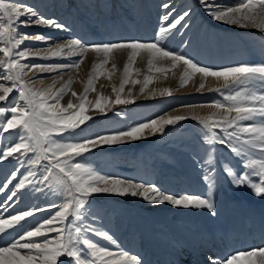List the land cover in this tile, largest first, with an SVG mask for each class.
<instances>
[{
  "label": "snow or ice",
  "instance_id": "obj_1",
  "mask_svg": "<svg viewBox=\"0 0 264 264\" xmlns=\"http://www.w3.org/2000/svg\"><path fill=\"white\" fill-rule=\"evenodd\" d=\"M200 2L206 14L215 21L264 32V0H239L236 5H224L219 0ZM162 7L168 11L162 17L164 23L159 29L158 38L152 41L85 44L79 39H69L64 43L58 42L55 47L48 45L47 48L33 50L31 47L22 48L21 45L30 39L47 42L51 37L42 33H22L19 31L21 27L38 25L66 30V26L54 19L40 16L34 8L16 0H0V102L8 100L14 90L18 93L13 106L0 104V116L11 113L10 117L0 118V136L10 131L16 132L14 143L0 147V162L9 157L18 162L11 179L0 185V192L8 189V185L19 174L20 167L28 165L4 203L13 201L17 191L24 189L26 185H31L33 190L49 189L59 197L58 201L48 206L57 208L55 213L10 240L0 241V264H65L64 260H60L61 257H65L70 264H142L137 255L99 242L106 240L112 245L116 244L108 232L98 229L93 223L95 217L90 213L91 205L87 199L93 194L140 196L152 203L167 202L184 209L206 208L214 214L211 191L215 186L213 176L216 172V149L213 147L206 149V158L201 164V167L206 166L205 180L209 188L207 197L187 193H165L155 184L136 183L125 178L102 175L78 159L97 147L147 138L146 132L153 136L157 133L164 135L167 126L177 125L189 118L197 121L206 130L205 145H223L239 158L242 171L236 170L230 164L224 165V171L231 182L236 186L250 187L257 197L264 196V64L212 68L198 64L183 53L164 47L162 38H167L172 30L179 31L178 26L188 27L186 18L190 16V12L184 11L173 16L175 9L168 3H164ZM169 17L172 19L169 20ZM125 50L129 53L128 62L124 66L119 89L113 87L115 101L100 95L94 104L89 102L87 96L94 90V80L101 75H107L110 79L116 65L112 64V72L109 73H105V66L114 53ZM88 52L102 56V60L93 65L95 75H89L84 93L78 95L75 91L71 92L78 103H73L72 100H69L66 106L60 103L63 96L71 91V78L59 89H55V81L48 88L37 89L30 85L42 84L43 78H34L31 81L24 79L32 71L59 72L62 76L66 74L65 70H78ZM141 54L147 55L149 74L155 72L166 76L168 72L183 66L180 87L186 86L197 74L204 81L209 77L217 82L222 81V89H210L217 92L220 99L206 104L185 105L207 107L214 111L207 116L193 114L191 117L164 114L126 130L84 140L55 139L92 119L86 114L89 109L103 113L112 103H134L133 99H122L121 93L131 79V70ZM65 57L79 59L69 63H23L29 58L48 60ZM163 61L169 63L164 65ZM151 82L152 77L146 75L140 89L141 94ZM131 83L135 85L141 82L131 79ZM204 87L205 83L201 82L197 91H202ZM165 94L171 96L172 92L170 89L160 92V95ZM17 153L19 155H15ZM30 153L34 155L29 156ZM45 161L46 163H43ZM37 167L39 171L35 170ZM43 210L33 208L6 218L0 217V237L6 230L21 225L27 217ZM49 233H55V236H50ZM9 236L12 234L9 233ZM213 264L217 262L214 261ZM218 264H264V247L233 253Z\"/></svg>",
  "mask_w": 264,
  "mask_h": 264
},
{
  "label": "rangeland",
  "instance_id": "obj_2",
  "mask_svg": "<svg viewBox=\"0 0 264 264\" xmlns=\"http://www.w3.org/2000/svg\"><path fill=\"white\" fill-rule=\"evenodd\" d=\"M16 2L34 8L40 16L46 19H54L56 22L64 24L66 30H69L71 33L68 34V38L59 39V41L79 39L85 44L130 40L152 41L157 39L159 29L164 23L162 17L168 11L164 9L162 5L168 3L175 9L173 16L179 15L184 11H189L190 16L186 18L188 27L181 28L178 26L179 31L172 30L167 38H162L164 47L183 53L198 64L212 68H223L242 64H264V32L260 30L246 31L227 26L225 27L206 14L200 0H16ZM223 2L221 1V3ZM225 2L228 5H232V0ZM33 19H35V17H33ZM171 19L172 17H169V20ZM183 23L184 22H182V24ZM50 30H53V28ZM64 37H67V35H64ZM33 48L37 49L38 47L34 46ZM128 55L129 53L127 50L118 51L113 54L109 63L105 66L104 71L105 73L112 72L113 63L116 65V70L111 75L110 79L107 75H101L94 80V90L90 91L87 96L89 102L94 104L100 95L115 101L116 94L113 91V87L117 89L120 87L124 75V66L128 62ZM77 59H79V57H68L67 59L59 58L52 61L43 59L40 60V62L32 61L29 64L69 63ZM101 60L102 56L98 57L97 54L93 52H88L86 54L81 68H79L81 70L78 69V74L76 72L77 75L72 83L75 84L73 91L78 95L84 93L89 75H95L93 73V65L100 63ZM221 60L223 62H220ZM168 63L167 61L162 62L164 65ZM36 73L38 72L36 71ZM182 73L183 66H179L171 72H168L166 76L155 72L149 74L147 72V55L141 54L135 61L131 70V79L138 80L141 83L133 85L130 79L124 86L121 98L134 100L135 98L147 96L148 98L145 100H148L155 96V99L148 101L143 100L145 102L124 104L114 111L106 108L103 113L95 109H89L86 114L91 116L92 119L86 121L85 124L75 130L55 137V139L84 140L89 137L114 133L126 130L136 124L149 121L158 116L180 111L185 108V105L206 104L221 98L217 92L210 91V89H222L223 85L208 86L207 83L204 82V89L194 92H190L192 81H189L186 86L180 87V77ZM40 74L39 72L37 78L49 79L53 76V74ZM146 75L152 77V82L148 84L143 94H141L140 89ZM171 82H175V85L169 86ZM164 89H170L172 92L171 96L166 94L160 95V92ZM129 92H131V96H129ZM91 94L94 96L92 99H90ZM94 94L97 97H95ZM17 97L18 93L14 90L9 95L8 100L0 102V104L6 107L13 106ZM72 101L73 103L79 102L75 97H73ZM62 105L66 106L67 104ZM86 107H88L87 103ZM10 116L11 113H7L5 116H0V118ZM114 116L122 120L118 121ZM3 135V137L0 136V147L10 142H15L16 132L10 131ZM205 135L206 130H204L197 121L186 119L177 125L168 126L165 129L164 135L158 134L153 140L144 144H139L135 148L125 147L112 149L113 146H102L83 154L78 159L87 163L88 166L102 175L125 178L133 182L135 181L133 178L139 176V178L136 179L138 182H135L143 183L142 170L146 166L150 171H153V169H155L153 165L158 164L159 160L160 162L164 160L175 173H180V171L184 173V171H189L184 156L190 154L197 157L200 161H203L206 158V149L208 147L215 148L216 152L214 156L216 158V166L218 171H220V179L218 182V190L213 197L214 199H219V202L217 203L218 206L214 207V209L220 208L221 212L223 210L226 213L218 217L219 219L216 221L214 227L210 226L209 228H205L200 224L196 225L194 223H189L191 220L186 219L177 222L172 221V224L177 223V226H172V228L175 232H179L181 227L190 229L189 234L186 235L189 244H195L199 242L200 239L209 238L216 242H221L217 239L219 237V235H217L219 230L220 232L222 231L221 233L233 236L231 239L233 242V240H236V230L243 233L248 229V226H244V216L241 213L238 216V220L235 221L237 217H233L231 212L235 208H250L256 203L258 204L255 205V207H259L261 204L256 195H251L253 190L250 187L234 185L224 171L225 164H230L236 170L242 171L243 169H241L239 158L235 157L227 148L219 147L217 144L211 146L205 145ZM15 155L19 154L17 153ZM32 155L34 154H29V156ZM133 155L140 157V160H147L149 164L132 163L130 158ZM157 156L159 159H157ZM228 157H231L232 160L229 161ZM43 163H46V161ZM17 167L18 162L12 157L0 162V171L5 169L6 171L8 170V175L6 176L5 174L0 181L1 185L11 178L13 170ZM28 167V165L20 167L19 174L15 179L16 183L22 178V174L26 172ZM35 170L39 171V168L37 167ZM21 191L22 189L18 190L17 194L19 195ZM10 192L11 189H7V196ZM7 196L4 198V201H6ZM30 196L32 203H30L29 206L32 207V205L35 204L38 209H44V212L34 215L33 217H27L17 228L18 230L21 229L23 232L30 226H36V222L43 220L57 211L55 207H48L53 202L59 200V197L53 194L51 190L44 189L41 191L32 189ZM113 196L114 195L111 194L98 193L87 198L91 205L90 213L95 217L93 221L94 225L98 229L108 232L113 238H115L113 234H115L116 237L125 238L123 244L126 246L132 244V242H128L129 239L136 241L138 245H140L141 242L145 240V236L141 234L142 239L138 237L137 231L140 230L138 229L140 227H136L133 220L144 221L147 214L141 211L139 207H136V204L131 200L121 196ZM253 199H255V201ZM239 200L252 202H250L251 205H247L245 202H238L232 207V203ZM13 203L14 202L11 201V204ZM114 206H124L128 208L129 211L132 212L131 217L133 222L130 220L126 222L127 224L129 223L128 225L125 223L123 224L124 219H122V215ZM261 210L260 212L264 214V209ZM173 211L176 213L182 212L189 216L196 214L192 208L183 211ZM227 221H229L228 228L226 225ZM123 226L129 227V230L125 232ZM260 226H263L261 229L264 228L262 222H260ZM255 233L258 232L253 231V234ZM252 235H244L240 241L248 243L254 239ZM91 238L94 240L98 239L97 237ZM99 242H106V240H100ZM179 255L181 256V254H178L180 258ZM60 260H64L65 264H70L65 257H61Z\"/></svg>",
  "mask_w": 264,
  "mask_h": 264
},
{
  "label": "bare ground",
  "instance_id": "obj_3",
  "mask_svg": "<svg viewBox=\"0 0 264 264\" xmlns=\"http://www.w3.org/2000/svg\"><path fill=\"white\" fill-rule=\"evenodd\" d=\"M224 5H228L225 1H230V0H219V2ZM239 1L232 0V5L238 4ZM21 19H25V17H21ZM218 22V21H217ZM225 27H230L234 29H239V30H246V31H259L258 29L255 28H240L235 25H228L222 22H218ZM51 27L47 26H38V25H32L29 27H21L19 30L20 32L23 33H30V34H35V33H42L45 36L51 37V40L47 42H41V41H36L33 39H30L28 41H25L21 47L22 48H27L31 47L33 50H36L33 48L34 46H37V49H44L47 48L48 45H52L55 47V45L59 43H64L67 40L59 41V39H64L68 38V34L71 32L69 30H61L53 28V30H50ZM64 35H67V37H64ZM33 45V46H32ZM42 46V47H40ZM68 57H65L64 59H67ZM77 58V57H76ZM59 58H53V59H48V60H55ZM43 59L39 58H29L23 63H30L32 61H39ZM220 62H223L222 60ZM85 63V62H84ZM84 67V66H83ZM81 68V66H80ZM81 70V69H79ZM78 70L74 71H68L65 70L66 74H61L59 72L57 73H48L44 72V74H49L52 75L49 79H43V83H36L33 85H30L31 87L37 88V89H43V88H48L49 86L53 85L55 81V89H59L62 87L70 78L73 80L76 75L78 74ZM77 72V74H76ZM39 73V72H38ZM38 73L36 71L30 72L27 76L24 77L25 80H33L34 78H37ZM42 74V73H41ZM40 74V75H41ZM201 82H206L208 86H221L223 85V82H217L213 78L209 77L206 81L203 80V78L200 75H196L194 79L192 80L190 92L197 91L199 84ZM216 83V84H214ZM175 82H171L169 86H174ZM75 84H71V91L67 92L63 98L61 99L60 103L61 104H67L69 100H73V96L71 95V92L74 90ZM95 95V94H94ZM95 97H97L95 95ZM94 98L93 94L90 95V99ZM147 96L140 97V98H135L134 103L138 102H145L148 100L155 99L156 97H152L147 99ZM95 100V99H94ZM145 100V101H143ZM132 104V103H131ZM124 104H115L112 103L110 104L107 108L112 109V111L118 109V107L122 106ZM214 111V109H210L207 107H185L180 111L176 112H171L170 116H177V115H183L187 117H191L193 114L201 115V116H207L211 114ZM191 119V118H189ZM193 120V119H192ZM168 127V126H167ZM166 127V128H167ZM165 128V129H166ZM159 133H157L155 136L151 135L150 133H145V136L147 138H142L137 141H129L123 144L119 145H114L112 149H118V148H135L139 144H144L147 143L151 140H153ZM219 147H224L223 145L217 144ZM182 154V153H181ZM186 155V154H185ZM138 157V156H137ZM135 155H133L130 159L132 163L140 164L143 163V165H148L149 162L147 160H140V157L137 158ZM186 163L188 164V169L189 171H184L182 174L181 171L180 173H175L174 171L171 170L170 166H168L165 161L160 162L158 164L153 165L155 169L153 171H150L147 166L142 170L143 173V183L144 184H155L157 185L163 192L165 193H173V194H194V195H200L207 197L209 195V188H208V182L205 181V176H206V166L201 167V164L203 161H200L197 157L192 156L190 154L184 156ZM234 158V157H233ZM159 159V158H157ZM229 161L232 160L231 157H228ZM150 166V165H149ZM179 167V166H178ZM185 168V167H184ZM187 169V168H186ZM8 175V170H1L0 171V181L3 179L4 175ZM138 174V173H137ZM220 171H218V168L216 166V172L214 173L213 179L215 180V186L211 191V199L213 201L214 207H217V203L219 202V199H214V195H216V192L218 190V182L220 179ZM108 176V175H106ZM139 176L134 177L133 179L136 181ZM11 179V178H9ZM8 179V180H9ZM134 181V182H135ZM12 184L8 185V189H11L13 186L16 184V180H12ZM138 182V180L136 181ZM1 185V183H0ZM32 186L27 185L20 194L14 198L11 204V201H9L7 204L3 203L4 198L7 196V190L0 192V205H3V207H0V217H9L13 214L19 213L24 210H29L33 208H37L35 204L30 207V203H32L31 199V192H32ZM254 193L251 192V195ZM113 195V194H111ZM117 196L118 195H114ZM113 196V197H114ZM126 199L131 200L133 203L136 204V207H139L141 211L147 214V217L145 218L144 221H137L133 220L132 221V212L129 211L128 208L121 206H114L117 211L120 212L122 215L123 224H127V221H132L135 223L136 227H140L137 231L138 237L142 239V235L144 234L145 240L141 242L140 245L136 241L128 240V242H132V244H128L127 246L123 244L125 242V238H119L115 236L116 239V244L112 245L109 241L106 242H100L101 244H104L106 246H110L113 248H119L126 250L132 254L138 255V257L141 259L142 264H213L214 261L218 262L224 260L228 256H230L233 253H236L238 251H244V250H249L253 248H261L264 247V228L261 229L260 222L264 225V214L263 212H260L261 209H264V196H260L259 198V203L261 206L255 207L258 203H256L254 206H251L250 208L244 207L241 209L235 208L232 212L231 215L234 217L236 216L237 218L235 219L238 220V216L241 213L244 217V226H248V231L251 227L254 225L258 227L260 226L257 230L258 233H255L252 235L254 237L253 240H251L248 243H243L238 239L239 234L241 233L240 231L236 230V240H233V236L226 235V233H221L220 230L217 233L219 237L217 238L218 241L221 242H216L213 239H200L199 242L195 244H189L187 240V234H189L190 229H187L185 227H181L179 232H175L172 228V226H177V223L172 224L174 222H177L179 220H191L189 223H194V224H200L205 228H209L210 226L215 225L216 221H218V217L224 215L226 212L219 209H214V214L212 212H209L208 209L202 208V209H194L192 210L196 213L193 216H189L187 214L181 213H176L173 210H189L184 209L182 207H175L173 205L168 204L167 202L165 203H152L148 200L143 199L140 196L133 197L131 195L129 196H123ZM255 201V199H253ZM238 202H245L247 205H251L250 202L252 201H236L232 203V207H234ZM255 207V208H254ZM38 209V208H37ZM233 209V208H232ZM263 211V210H261ZM44 211H37L34 215H37L39 213H42ZM33 215V216H34ZM32 216V217H33ZM199 218V219H198ZM232 218V217H231ZM26 220V219H25ZM24 220V221H25ZM22 221L21 224L24 222ZM129 224V223H128ZM127 224V225H128ZM227 228L229 227V221L226 223ZM19 226V225H18ZM18 226L8 229L5 231L2 237H0V241H7L10 240L12 237H15L16 235L22 233L23 231L18 230ZM223 226V224H222ZM31 227V226H30ZM35 227V226H33ZM124 231L126 232L129 230V227H124ZM225 229V228H224ZM222 229V230H224ZM9 233L12 234V236H9ZM112 234V233H111ZM142 234V235H141ZM50 236H55V233H49ZM127 237V236H126ZM37 239H42V238H37ZM224 243V244H222ZM178 254H181L180 258L178 257Z\"/></svg>",
  "mask_w": 264,
  "mask_h": 264
}]
</instances>
